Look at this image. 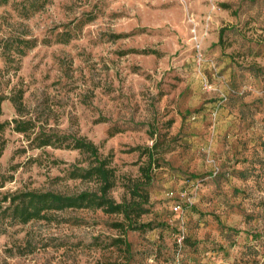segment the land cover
I'll return each mask as SVG.
<instances>
[{"label": "rangeland", "instance_id": "obj_1", "mask_svg": "<svg viewBox=\"0 0 264 264\" xmlns=\"http://www.w3.org/2000/svg\"><path fill=\"white\" fill-rule=\"evenodd\" d=\"M190 18L198 28L209 18L201 64ZM229 25L222 53L212 45ZM262 26L264 0H48L29 18L0 6V38L36 42L11 63L0 50V94L23 92L21 113L5 100L0 121L34 123L26 134L13 123L0 132V199L95 188L70 177L87 155L37 148L40 133L93 141L111 159L110 195L118 202L130 200L126 185L145 182V148L155 144L162 162L144 185L150 212L140 221L153 229H116L122 215L92 208L26 224L0 213V264H264ZM241 44L260 55L234 54ZM241 64H254L255 73ZM245 89L244 98L233 93ZM252 98L258 103L242 118L241 104ZM181 234L192 244L177 255ZM118 237L130 242V253L113 245Z\"/></svg>", "mask_w": 264, "mask_h": 264}, {"label": "trees", "instance_id": "obj_2", "mask_svg": "<svg viewBox=\"0 0 264 264\" xmlns=\"http://www.w3.org/2000/svg\"><path fill=\"white\" fill-rule=\"evenodd\" d=\"M48 0H0V6L11 5L12 9L16 12L20 18H29L32 14L39 11L44 7ZM224 8H228V4H223ZM229 30L226 26H222L218 31V39L213 43L214 49L219 48L222 53H227L229 45L224 44L226 32L234 30L232 25H229ZM261 30L264 32V26ZM263 37L260 41H264V34L259 35ZM230 44V43H228ZM36 45L35 40H24L17 36H8L0 38V50L5 58L6 63L14 61V56L24 54V47L31 48ZM241 57L245 56H259L260 52L253 51L251 46L247 49L243 47V44L233 52ZM233 58L235 55H233ZM223 57H220V62ZM254 64H241L240 69L246 70L251 73L254 72ZM234 95L242 96V98L249 96L250 93L247 90H234ZM23 92L14 93L12 95L0 94V115L2 114V103L5 100H10L16 110L21 113L23 108ZM258 98H252L249 102H243L241 104V117L245 116L246 108H252L254 104L258 103ZM13 123L14 130L20 133H27L30 131L34 123L31 119L23 120L14 118L9 121H0V132L5 127ZM34 143L37 148L46 146H52L57 148L77 149L81 153L87 155L88 164L86 166L75 165L70 170V177L74 179H81L85 181H93L95 188L93 190H83L76 194H63L54 191H24L19 193H13L5 195L0 199V213L2 216L10 219L11 222L20 224H26L33 220H51L52 213L70 208L80 209H100L106 214H120L123 216V221L115 222L113 227L116 229H129L132 231H148L153 229L152 222H141L140 219L143 215L150 212L149 197L146 190V183L150 181V171L162 166L160 158H154L153 149L145 148L143 155L147 156L146 165L140 167L141 175L145 177V182L140 185H136V188L131 186H125L126 190L130 193V200H124L122 202L116 201L111 195L110 191L115 186L116 174L115 169L111 166V159L109 156H103L99 152V147L86 137L73 138L70 141L69 136H53L51 134L40 133L34 138ZM3 148L0 147V155ZM146 179H148L146 181ZM3 183L0 182V186ZM6 203V204H3ZM175 213V212H173ZM179 217V216H178ZM183 245H191V240L184 236L182 240ZM113 245H122L125 250L130 253L131 244L122 237L115 238ZM177 252L181 253V248L176 242Z\"/></svg>", "mask_w": 264, "mask_h": 264}, {"label": "built area", "instance_id": "obj_3", "mask_svg": "<svg viewBox=\"0 0 264 264\" xmlns=\"http://www.w3.org/2000/svg\"><path fill=\"white\" fill-rule=\"evenodd\" d=\"M209 19V18H208ZM206 20L204 22V25L202 28H198V24L197 22L193 19L190 18L191 24H192V28H191V40L193 42V49L195 51V58L198 64H201L203 62H205L206 60V56H205V52L203 50V40L204 38L207 36L208 34V27H209V20ZM217 112L213 111V115H216ZM186 197V195L184 196ZM173 210L175 212L181 211V205L179 202L175 203L174 206H172ZM184 238V234H181L178 239V245L180 248H182V240ZM180 252H177V255H179Z\"/></svg>", "mask_w": 264, "mask_h": 264}, {"label": "crops", "instance_id": "obj_4", "mask_svg": "<svg viewBox=\"0 0 264 264\" xmlns=\"http://www.w3.org/2000/svg\"><path fill=\"white\" fill-rule=\"evenodd\" d=\"M217 39H218V32H217V37H216V40H214V43L217 41Z\"/></svg>", "mask_w": 264, "mask_h": 264}]
</instances>
